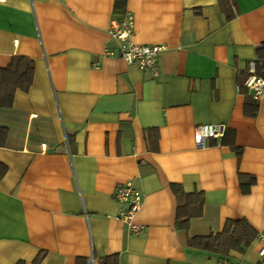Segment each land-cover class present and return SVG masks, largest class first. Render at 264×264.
Returning <instances> with one entry per match:
<instances>
[{"label":"crops","instance_id":"0c3cea01","mask_svg":"<svg viewBox=\"0 0 264 264\" xmlns=\"http://www.w3.org/2000/svg\"><path fill=\"white\" fill-rule=\"evenodd\" d=\"M115 4L0 0V67L35 61L31 88L0 104V264H264V93L248 116L243 85L264 0H127L132 39L164 46L158 75L118 53ZM209 123L226 134L199 148L194 128ZM127 182L143 195L137 233L115 198ZM174 187L202 193L187 229ZM239 218L257 232L244 251L189 245Z\"/></svg>","mask_w":264,"mask_h":264},{"label":"trees","instance_id":"16d2710c","mask_svg":"<svg viewBox=\"0 0 264 264\" xmlns=\"http://www.w3.org/2000/svg\"><path fill=\"white\" fill-rule=\"evenodd\" d=\"M126 6L127 0H116L115 12H124ZM257 47L259 61L256 65V73L264 77V45ZM13 57V60L8 66L0 67V104L10 108L14 103V95H16L17 90L28 91L31 88L35 74V61L33 59L20 55ZM258 109V102L252 96H249L245 106V114L255 116ZM231 144L237 150V154H240L241 150L234 143ZM254 178L250 176L248 182L242 183L243 185H248V188H244L245 192L250 190V185L255 182ZM174 191L179 199L176 222L180 228L187 229L190 226L191 219L202 214L204 203L202 193H186L179 187H174ZM256 236L257 232L255 228L246 218L227 219L221 232L191 237L188 243L190 246L224 257L229 256L232 250L244 251ZM17 264L22 263L19 262Z\"/></svg>","mask_w":264,"mask_h":264},{"label":"built area","instance_id":"2783aa9c","mask_svg":"<svg viewBox=\"0 0 264 264\" xmlns=\"http://www.w3.org/2000/svg\"><path fill=\"white\" fill-rule=\"evenodd\" d=\"M135 17L132 13L126 11L121 19L114 18L111 22L110 33L113 39L118 41V53L130 64L138 65L141 69H149L155 75H158V60L163 45H148L135 42L132 38L135 30ZM107 55L113 56L114 50L108 49ZM244 87L249 88L255 100L260 99L264 93V78L257 75L256 64H253ZM226 125L201 124L195 129V142L197 147H207L211 139H222L226 134ZM141 191L132 182L118 184L115 191V198L120 201L124 207L121 210V218L128 224L129 229L137 233L142 226L136 224L135 216L141 210L143 197ZM259 254L264 261V233L260 235ZM221 264H230L226 260Z\"/></svg>","mask_w":264,"mask_h":264}]
</instances>
